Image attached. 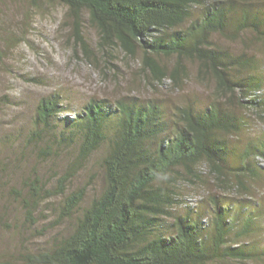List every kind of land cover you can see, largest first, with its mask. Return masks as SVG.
<instances>
[{
    "label": "trees",
    "instance_id": "trees-1",
    "mask_svg": "<svg viewBox=\"0 0 264 264\" xmlns=\"http://www.w3.org/2000/svg\"><path fill=\"white\" fill-rule=\"evenodd\" d=\"M67 6L74 18L89 13L104 46L126 55L141 54L148 78L180 86L189 77L188 62H199L204 77L216 83L205 104L187 101L168 108L153 99L124 96L116 102L92 99L76 115L61 94L45 96L37 106L40 129L30 142L65 123L62 140L77 145L72 169L58 189L46 190L39 179L28 198L15 190L32 216L44 200L64 195L59 223L75 218L72 231L51 247L27 251L20 262L0 264H213L264 258V204L212 193L197 205L175 189L186 174L198 179L202 164L221 188L252 195L248 178L260 175L264 133L244 139L251 127L249 110L264 121V73L255 55H234L214 45V34L237 39L250 30L264 38V0H50ZM78 41L89 49L84 36ZM176 57L172 69L160 58ZM246 71V72H245ZM249 72V73H247ZM104 187L81 210L90 184L66 194L67 183L101 147ZM50 147L43 150L51 156ZM258 158V159H257ZM260 158V160H259ZM259 160V161H258ZM157 174L167 176L159 180ZM183 206V207H182ZM178 207L186 211L176 214Z\"/></svg>",
    "mask_w": 264,
    "mask_h": 264
},
{
    "label": "rangeland",
    "instance_id": "rangeland-1",
    "mask_svg": "<svg viewBox=\"0 0 264 264\" xmlns=\"http://www.w3.org/2000/svg\"><path fill=\"white\" fill-rule=\"evenodd\" d=\"M79 28L93 52L90 58L78 41ZM212 40L215 46L234 55L244 52L255 55L264 73V38L256 31L250 30L237 39L214 34ZM160 60L169 69L176 63L174 56ZM188 66L190 75L180 86L170 78L163 83L152 78L150 81L141 54L131 57L119 46H104L88 12H84L79 23L59 1L0 0V263L20 262L27 251L51 247L55 240L69 234L75 224V218L59 223L64 195L35 204L37 211L30 216L15 192L28 198L30 185L37 179L46 190H57L60 177L71 171L79 153L76 144L71 146L61 138L66 132L65 123L46 134L44 141L30 142L31 134L40 129L36 115L41 99L53 94L64 96L65 105L73 112L62 113L61 117L75 116L92 99L116 102L124 96H138L163 103L172 110L187 101L211 102L215 97V81L204 77L199 62H188ZM244 112L251 115L252 124L243 137L254 140L264 133V121L249 110ZM47 147L52 154L46 158L42 154ZM107 149L106 145L101 147L67 183L66 194L90 184L76 215L104 187L102 159ZM261 166L259 176L248 178L251 196L237 194L234 189L228 193V188H221L210 175L206 164L197 168L203 172L200 178L195 180L184 174L175 182V189L193 205L212 193L226 196L228 201L248 198L264 204V160ZM185 211L181 207L175 210L176 214ZM255 239L259 246L264 245V238ZM213 264H264V258Z\"/></svg>",
    "mask_w": 264,
    "mask_h": 264
},
{
    "label": "clouds",
    "instance_id": "clouds-1",
    "mask_svg": "<svg viewBox=\"0 0 264 264\" xmlns=\"http://www.w3.org/2000/svg\"><path fill=\"white\" fill-rule=\"evenodd\" d=\"M157 178L159 180H166L167 179V176L166 175H163V174H157Z\"/></svg>",
    "mask_w": 264,
    "mask_h": 264
}]
</instances>
